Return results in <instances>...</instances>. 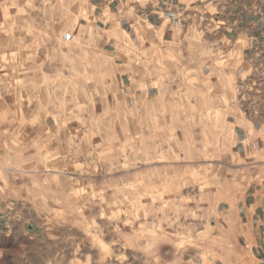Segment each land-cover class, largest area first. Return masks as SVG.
Returning a JSON list of instances; mask_svg holds the SVG:
<instances>
[{"label": "rangeland", "instance_id": "rangeland-1", "mask_svg": "<svg viewBox=\"0 0 264 264\" xmlns=\"http://www.w3.org/2000/svg\"><path fill=\"white\" fill-rule=\"evenodd\" d=\"M91 0H0V180L62 264H249L264 138L234 128L238 65L215 42L89 29Z\"/></svg>", "mask_w": 264, "mask_h": 264}, {"label": "crops", "instance_id": "crops-1", "mask_svg": "<svg viewBox=\"0 0 264 264\" xmlns=\"http://www.w3.org/2000/svg\"><path fill=\"white\" fill-rule=\"evenodd\" d=\"M89 29L109 36L147 28L160 41L181 47L191 36L212 40L238 65V94L242 84L253 81L254 73H264V0H91ZM191 39V38H190ZM249 86L259 101L251 110L240 99L233 123L240 143L252 136L264 138V77ZM3 142L0 141V144ZM5 157L1 154L0 165ZM3 168L0 166V176ZM244 203V225L248 232L249 264H264V188ZM0 264H62L60 239L50 231L39 207L0 180Z\"/></svg>", "mask_w": 264, "mask_h": 264}, {"label": "built area", "instance_id": "built-area-1", "mask_svg": "<svg viewBox=\"0 0 264 264\" xmlns=\"http://www.w3.org/2000/svg\"><path fill=\"white\" fill-rule=\"evenodd\" d=\"M259 77H264V73L257 71L252 76L253 81L242 84L239 88L240 99L251 110H256L259 101L252 96L249 86L254 87L257 84L256 79H259Z\"/></svg>", "mask_w": 264, "mask_h": 264}]
</instances>
